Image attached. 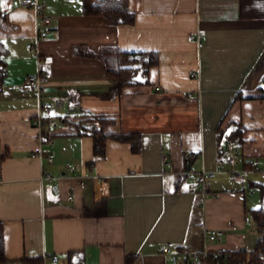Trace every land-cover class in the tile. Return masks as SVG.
I'll list each match as a JSON object with an SVG mask.
<instances>
[{"label": "crops", "instance_id": "obj_1", "mask_svg": "<svg viewBox=\"0 0 264 264\" xmlns=\"http://www.w3.org/2000/svg\"><path fill=\"white\" fill-rule=\"evenodd\" d=\"M129 1L135 22L108 25L83 15L82 0H38L52 23L36 54L27 48L36 42V11L21 0H0L6 17L0 43L8 50L0 90L7 261L0 264H51L54 255L69 264L72 253V261L83 256L84 264H126L128 256L133 264H184L191 251L256 248L247 177L264 184V99L256 98L264 86V0ZM78 48L153 51L160 60L149 85L103 99L115 85L105 63ZM38 68L46 75L44 97L59 103L54 112L62 115L52 145L42 147L54 154L53 163L32 157L39 150L31 125L38 96L21 84ZM69 100L74 110L66 113ZM97 116L117 120L104 128L107 134H140L141 151L109 138L105 156L95 157L89 133L101 129ZM231 123L246 131L243 159L259 162L244 179L229 177L218 154ZM203 171L214 172L205 186L198 182ZM43 172L53 179H42ZM207 229L223 230L224 240H206Z\"/></svg>", "mask_w": 264, "mask_h": 264}, {"label": "trees", "instance_id": "obj_2", "mask_svg": "<svg viewBox=\"0 0 264 264\" xmlns=\"http://www.w3.org/2000/svg\"><path fill=\"white\" fill-rule=\"evenodd\" d=\"M82 13L86 16H101L108 25H132L135 22V13L130 6L129 0H82ZM5 15L0 13V25L5 20ZM77 53L85 56H97L105 63L106 76L114 82V87L105 94L101 95L103 99H114L123 95L125 89L133 86H143L150 84V70L159 63V54L157 52H125L117 48H107L99 53H93L85 48L76 49ZM8 54L6 47L0 43V90L7 75V64L5 56ZM264 79V78H263ZM257 99H264V86L257 89ZM101 126L100 130H91L89 135L93 138V153L95 157H104L106 143L109 138L119 142L129 143L134 153L141 151V135L138 133L127 134H107L104 128L110 124H115L117 120L110 117H94ZM81 129V125L78 124ZM245 129L237 123L229 125V131L224 133V137L238 140L242 143V137ZM87 133V131H86ZM251 187L260 190L262 205L257 209L247 210L255 223L259 236L256 248L251 254V261L257 263L261 254H264V184L252 182ZM198 214H202V206H199ZM72 254L68 255L69 264H84L83 256H80L78 262L71 260ZM213 255V254H212ZM210 256L207 259L209 264H216L220 260L223 264L242 263L247 257L246 250L220 251L217 256ZM5 254V229L4 224L0 222V263L6 262ZM134 256H128L126 264H133ZM26 262V261H24Z\"/></svg>", "mask_w": 264, "mask_h": 264}, {"label": "built area", "instance_id": "obj_3", "mask_svg": "<svg viewBox=\"0 0 264 264\" xmlns=\"http://www.w3.org/2000/svg\"><path fill=\"white\" fill-rule=\"evenodd\" d=\"M21 5L26 8H32L36 11L39 24L37 26L36 32V42L35 44H27V48L37 54L38 45L40 40L46 37V30L44 27L49 26L52 23V17L44 15L42 12V7L39 4L38 0H21ZM195 40L198 46L203 47L204 43L200 35L195 36ZM39 60V57H38ZM193 77H196L197 74L193 73ZM46 81V75L38 68L37 73L27 76L22 82V88L26 90H35L38 96V113L31 119V125L37 131V136L39 140V150L35 153H32V157H39L40 159L46 158L47 162L53 163L54 154L49 152L47 155L43 153V145L51 146L53 143V132L59 128L62 124L61 117L54 112L58 109L60 105L57 102L47 101L43 93V83ZM159 90V88H157ZM68 112L74 110V106L71 105L70 100L67 105ZM218 154L222 159L226 161L228 166V174L234 178L244 179L246 177L248 169H254L258 166V160L255 158H246L242 157L241 143L238 140L227 138L224 143L218 148ZM194 156L190 155L189 159H193ZM167 157L165 158V160ZM242 164L245 166L242 167ZM68 169L73 171L76 169V166L73 164L67 165ZM214 176V172L203 171L198 175V182L205 186L206 182ZM42 179L51 181L53 179L51 173L43 172ZM206 240L221 243L224 240L225 232L220 229H207L204 232ZM261 239L258 236V241ZM174 248V243H168L163 252L165 254H172ZM251 252H247V257L245 262L242 263H231V264H264V254H261L257 263L251 261ZM212 254L207 250L201 251H191L186 254V263L187 264H209L207 259ZM212 256H217L213 254ZM51 264H58L60 258L57 255H54L50 258ZM216 264H223L220 260H217ZM230 264V263H229Z\"/></svg>", "mask_w": 264, "mask_h": 264}, {"label": "rangeland", "instance_id": "obj_4", "mask_svg": "<svg viewBox=\"0 0 264 264\" xmlns=\"http://www.w3.org/2000/svg\"><path fill=\"white\" fill-rule=\"evenodd\" d=\"M107 48H104L103 50H105ZM59 116L61 117L62 115L59 114ZM228 175V174H226ZM229 177H231L230 175H228ZM247 192L250 193V195L248 194V198L251 200L250 205L251 207H255L256 209L259 208L262 205V198L260 195V190L256 187H251L249 184V180L247 177ZM216 243V242H215Z\"/></svg>", "mask_w": 264, "mask_h": 264}, {"label": "water", "instance_id": "obj_5", "mask_svg": "<svg viewBox=\"0 0 264 264\" xmlns=\"http://www.w3.org/2000/svg\"><path fill=\"white\" fill-rule=\"evenodd\" d=\"M184 264H187V263H186V259L184 260Z\"/></svg>", "mask_w": 264, "mask_h": 264}]
</instances>
